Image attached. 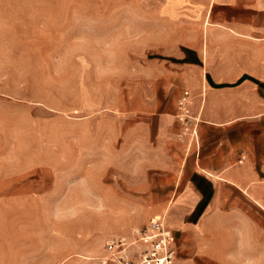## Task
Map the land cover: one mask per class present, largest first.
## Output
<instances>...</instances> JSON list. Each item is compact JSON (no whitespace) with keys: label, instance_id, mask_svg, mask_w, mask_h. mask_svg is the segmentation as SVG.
Returning <instances> with one entry per match:
<instances>
[{"label":"rangeland","instance_id":"obj_1","mask_svg":"<svg viewBox=\"0 0 264 264\" xmlns=\"http://www.w3.org/2000/svg\"><path fill=\"white\" fill-rule=\"evenodd\" d=\"M150 3L0 0V264H114L105 242L135 241L172 203L175 147L129 139L111 109L168 53L159 31L175 27ZM236 193L174 232L186 264H264V203Z\"/></svg>","mask_w":264,"mask_h":264},{"label":"crops","instance_id":"obj_2","mask_svg":"<svg viewBox=\"0 0 264 264\" xmlns=\"http://www.w3.org/2000/svg\"><path fill=\"white\" fill-rule=\"evenodd\" d=\"M146 1L156 4L151 9L160 26L175 27L159 31L168 53L144 72L141 85H127L111 109L129 139L154 137L175 147V169L185 175L163 213L173 249L175 231L204 226L235 192L264 203V0ZM167 1L173 15L162 12ZM184 89L190 92L188 131L195 132L194 142L181 140V146L191 142L189 149L178 151Z\"/></svg>","mask_w":264,"mask_h":264},{"label":"built area","instance_id":"obj_3","mask_svg":"<svg viewBox=\"0 0 264 264\" xmlns=\"http://www.w3.org/2000/svg\"><path fill=\"white\" fill-rule=\"evenodd\" d=\"M190 101V92L184 89L178 100L184 130L188 131L187 105ZM193 134L194 128L190 130ZM172 232L167 228L161 217L151 218L145 230L138 232L139 241L125 237L110 238L105 242L108 259L114 264H186L180 261L175 251L169 246Z\"/></svg>","mask_w":264,"mask_h":264},{"label":"bare ground","instance_id":"obj_4","mask_svg":"<svg viewBox=\"0 0 264 264\" xmlns=\"http://www.w3.org/2000/svg\"><path fill=\"white\" fill-rule=\"evenodd\" d=\"M161 218L165 221V216L164 215H162Z\"/></svg>","mask_w":264,"mask_h":264}]
</instances>
